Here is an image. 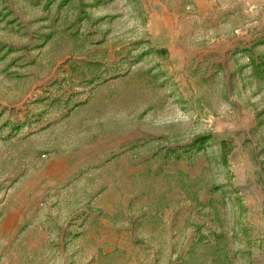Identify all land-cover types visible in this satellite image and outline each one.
I'll return each instance as SVG.
<instances>
[{
  "label": "rangeland",
  "instance_id": "1",
  "mask_svg": "<svg viewBox=\"0 0 264 264\" xmlns=\"http://www.w3.org/2000/svg\"><path fill=\"white\" fill-rule=\"evenodd\" d=\"M0 264H264V0H0Z\"/></svg>",
  "mask_w": 264,
  "mask_h": 264
},
{
  "label": "trees",
  "instance_id": "2",
  "mask_svg": "<svg viewBox=\"0 0 264 264\" xmlns=\"http://www.w3.org/2000/svg\"><path fill=\"white\" fill-rule=\"evenodd\" d=\"M253 43H251L250 45H252ZM247 52L250 53H254V49L253 47L251 48H247L245 49ZM157 53H164L167 54V49L162 48V49H158L156 50ZM252 59V64L255 67V69H258V60L256 57L251 56ZM217 67V66H216ZM218 67H222V65H218ZM212 141V136L210 135H203V136H199L197 138H195L192 142H190L189 144H186L184 146H179V148H174L173 150H171V153H174V155H177V153L179 155H191L193 150L200 151L206 144L210 143ZM223 148L227 149L229 147V144L227 141H222L221 142Z\"/></svg>",
  "mask_w": 264,
  "mask_h": 264
}]
</instances>
